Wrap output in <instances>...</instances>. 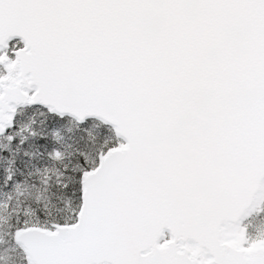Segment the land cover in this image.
<instances>
[{
  "label": "snow or ice",
  "instance_id": "6c2138e0",
  "mask_svg": "<svg viewBox=\"0 0 264 264\" xmlns=\"http://www.w3.org/2000/svg\"><path fill=\"white\" fill-rule=\"evenodd\" d=\"M0 264H264V0H0Z\"/></svg>",
  "mask_w": 264,
  "mask_h": 264
}]
</instances>
